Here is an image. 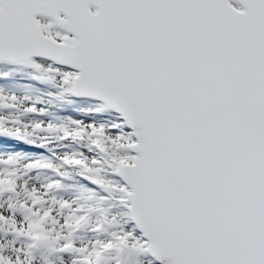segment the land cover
I'll return each instance as SVG.
<instances>
[{"label": "snow or ice", "instance_id": "snow-or-ice-1", "mask_svg": "<svg viewBox=\"0 0 264 264\" xmlns=\"http://www.w3.org/2000/svg\"><path fill=\"white\" fill-rule=\"evenodd\" d=\"M0 264H264V0H0Z\"/></svg>", "mask_w": 264, "mask_h": 264}]
</instances>
